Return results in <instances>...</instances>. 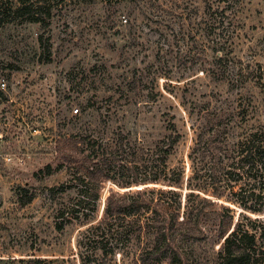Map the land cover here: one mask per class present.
I'll return each mask as SVG.
<instances>
[{
  "label": "rangeland",
  "instance_id": "374dc122",
  "mask_svg": "<svg viewBox=\"0 0 264 264\" xmlns=\"http://www.w3.org/2000/svg\"><path fill=\"white\" fill-rule=\"evenodd\" d=\"M50 3L46 30L21 18L0 25V264H82L79 243L105 218L107 198L150 189L180 194L182 264H213L224 211L231 228L264 221V210L241 205L219 182L244 134L264 129V87L237 74L264 64V0ZM41 34L50 36L49 61ZM171 123L181 135L172 146ZM94 141L115 149L117 167L128 153L159 164L164 146L167 172L180 180H108L91 218L58 229L57 212L75 192L50 188L69 183L66 165ZM24 194L32 201L22 203ZM167 248L144 233L104 264H171L161 259Z\"/></svg>",
  "mask_w": 264,
  "mask_h": 264
},
{
  "label": "trees",
  "instance_id": "16d2710c",
  "mask_svg": "<svg viewBox=\"0 0 264 264\" xmlns=\"http://www.w3.org/2000/svg\"><path fill=\"white\" fill-rule=\"evenodd\" d=\"M16 18L39 23L46 30L52 18L50 0H0V25ZM39 41L45 58L49 61L52 57L50 36L44 38V34H41ZM237 74L242 83L250 80L264 87V64L260 62L254 67L240 68ZM170 125L175 133L170 143L172 146L179 141L181 135L174 123ZM89 144V153L81 159L75 158L78 164L66 165L71 174L69 183L50 188L59 193L71 189L75 192L74 197L57 212L58 229L72 221L91 218L98 210L101 192L108 180L119 179L121 175H124L126 185L162 180L178 183L180 180V174L169 176L167 172L165 155L169 151L164 146L160 147V152L156 150L161 158L159 164L156 159L149 160L146 164L133 161L128 153L122 158L125 163H118L117 167L115 149H102L97 141ZM123 152L125 154L124 150ZM64 157L67 163L74 161L71 156ZM220 174L219 182L226 181L225 186L241 205L253 211L264 210L263 128L251 129L244 134L238 143L237 156L230 164H224ZM202 177L201 174L196 175V179L201 181ZM213 187L218 189V186ZM24 195L21 196L22 203L32 201V196ZM225 213L221 214L219 228L223 243L213 264H264V221H239L231 228L233 217L231 212H228L229 216ZM184 224L180 194L175 190L150 189L136 194L110 195L105 207V218L88 228L79 243L82 264H104L106 257L127 248L133 239L140 238L144 233L155 236L158 240H167L168 248L164 250L165 256L161 259L168 258L171 264H182L183 257L174 243L178 240L180 230H184Z\"/></svg>",
  "mask_w": 264,
  "mask_h": 264
},
{
  "label": "built area",
  "instance_id": "2783aa9c",
  "mask_svg": "<svg viewBox=\"0 0 264 264\" xmlns=\"http://www.w3.org/2000/svg\"><path fill=\"white\" fill-rule=\"evenodd\" d=\"M6 83L2 82V86L5 87ZM79 109H75V113H78ZM2 138V133H0V139Z\"/></svg>",
  "mask_w": 264,
  "mask_h": 264
}]
</instances>
